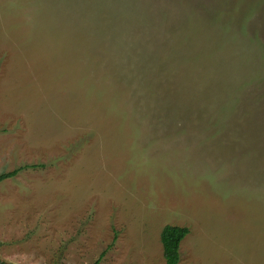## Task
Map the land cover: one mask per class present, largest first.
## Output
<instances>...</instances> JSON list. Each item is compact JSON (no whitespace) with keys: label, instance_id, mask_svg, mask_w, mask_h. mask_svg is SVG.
<instances>
[{"label":"rangeland","instance_id":"obj_1","mask_svg":"<svg viewBox=\"0 0 264 264\" xmlns=\"http://www.w3.org/2000/svg\"><path fill=\"white\" fill-rule=\"evenodd\" d=\"M0 262L264 264V0H0Z\"/></svg>","mask_w":264,"mask_h":264},{"label":"trees","instance_id":"obj_2","mask_svg":"<svg viewBox=\"0 0 264 264\" xmlns=\"http://www.w3.org/2000/svg\"><path fill=\"white\" fill-rule=\"evenodd\" d=\"M25 168H33V166H24L16 168L10 172L0 174V183L4 180L15 177L21 170ZM188 229L185 227L165 225L160 232L159 238L162 246V255L165 264H178L179 262V245L187 236ZM0 264H3L0 262ZM93 264H98L96 261Z\"/></svg>","mask_w":264,"mask_h":264}]
</instances>
